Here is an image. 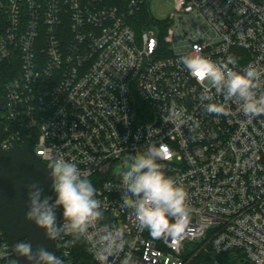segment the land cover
<instances>
[{
    "label": "built area",
    "instance_id": "1",
    "mask_svg": "<svg viewBox=\"0 0 264 264\" xmlns=\"http://www.w3.org/2000/svg\"><path fill=\"white\" fill-rule=\"evenodd\" d=\"M143 2L0 0L1 146L27 139L44 161L77 163L106 206L99 225L124 229L127 243L107 264L128 255L135 264H187L191 241L232 255L208 259L217 264H264V115L245 116L234 102L231 115L207 113L204 87L181 63L231 55L236 70L264 69V0H174L163 22L137 31L129 20ZM150 143L166 145L158 163L188 193L179 239L153 238L122 208L116 170ZM95 232L62 237L56 255L99 264ZM0 264H17L1 223Z\"/></svg>",
    "mask_w": 264,
    "mask_h": 264
},
{
    "label": "clouds",
    "instance_id": "2",
    "mask_svg": "<svg viewBox=\"0 0 264 264\" xmlns=\"http://www.w3.org/2000/svg\"><path fill=\"white\" fill-rule=\"evenodd\" d=\"M181 63L204 87L199 99L207 113L231 115L227 105L234 102L245 116L264 115V69L250 64L236 70L237 59L231 55L223 62L200 55L184 56ZM213 89L223 96V103L215 101ZM194 126L198 127L199 122L194 121ZM166 151L165 144L150 143L123 161L119 173L124 186L122 208L131 210L138 228L147 230L153 238L179 239L188 226V193L166 176L158 163ZM50 177L52 195L45 196L37 183L28 186L26 221L43 229L46 239L52 242L69 235L78 240L95 228L94 255L99 264H107L110 257L119 255L127 243L124 229L99 225L106 206L102 207L96 188L77 163L57 157L50 165ZM58 210H62L59 218ZM14 250L28 264H64L55 251L49 252L43 246L34 250L28 241L16 243ZM123 264L135 261L128 255Z\"/></svg>",
    "mask_w": 264,
    "mask_h": 264
},
{
    "label": "water",
    "instance_id": "3",
    "mask_svg": "<svg viewBox=\"0 0 264 264\" xmlns=\"http://www.w3.org/2000/svg\"><path fill=\"white\" fill-rule=\"evenodd\" d=\"M3 103L0 104V109ZM1 118V116H0ZM3 124L0 122V223L3 227L17 264H28V261L16 255L14 246L20 241H28L35 250L45 247L49 252L56 250L57 241L46 239L43 229L26 221L25 213L28 204V186L37 183L45 196L52 195L51 163L44 161L31 148L26 139L22 145L11 149L1 146ZM122 165L116 170L120 173Z\"/></svg>",
    "mask_w": 264,
    "mask_h": 264
},
{
    "label": "trees",
    "instance_id": "4",
    "mask_svg": "<svg viewBox=\"0 0 264 264\" xmlns=\"http://www.w3.org/2000/svg\"><path fill=\"white\" fill-rule=\"evenodd\" d=\"M106 2L118 6L120 9H126L129 0H106ZM148 3L149 0H144L140 9L130 17L129 21L136 28L137 31H141L151 21L163 22L156 20L154 18H150V14L147 9ZM9 77L10 76H8V78ZM187 245H188V250L186 251L185 254V257L188 260L187 264H205L208 261V259L212 256H215L222 261H227L228 258H232L231 254H223V253L217 254L210 250H205V249L199 250L200 243L196 241L188 242Z\"/></svg>",
    "mask_w": 264,
    "mask_h": 264
},
{
    "label": "rangeland",
    "instance_id": "5",
    "mask_svg": "<svg viewBox=\"0 0 264 264\" xmlns=\"http://www.w3.org/2000/svg\"><path fill=\"white\" fill-rule=\"evenodd\" d=\"M174 8V0H149L148 3V12L150 14V18H154L156 20H164L169 16ZM150 28L158 31L156 25L151 24ZM205 264H217L214 260H209Z\"/></svg>",
    "mask_w": 264,
    "mask_h": 264
}]
</instances>
